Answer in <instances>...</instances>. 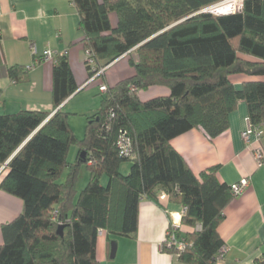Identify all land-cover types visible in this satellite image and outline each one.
<instances>
[{
  "label": "trees",
  "instance_id": "obj_1",
  "mask_svg": "<svg viewBox=\"0 0 264 264\" xmlns=\"http://www.w3.org/2000/svg\"><path fill=\"white\" fill-rule=\"evenodd\" d=\"M220 1L71 0L81 44L95 62L85 64L87 81L104 70L97 77L104 84L121 57L133 74L99 92V109L87 116L81 139L61 107L78 90L65 56L53 65L52 113L0 115V191L22 203L20 214L1 225L0 264H99V232L135 236L142 199L183 209L180 228L168 229L175 244L163 243V252L178 264L222 263L218 227L233 200L230 186L218 180L217 168L194 175L171 145L192 130L212 142L228 130L240 102L248 125L264 137V0H244L230 15L201 12ZM28 71L11 67L8 76L23 84ZM233 76L244 77L240 86ZM151 88L169 94L141 101L139 94ZM123 132L132 158L120 155ZM123 162H131L127 175ZM82 166L88 179L79 190Z\"/></svg>",
  "mask_w": 264,
  "mask_h": 264
},
{
  "label": "crops",
  "instance_id": "obj_2",
  "mask_svg": "<svg viewBox=\"0 0 264 264\" xmlns=\"http://www.w3.org/2000/svg\"><path fill=\"white\" fill-rule=\"evenodd\" d=\"M0 9V115L24 110L52 113V71L58 56L67 58L78 86V90L61 105L65 111L85 89L96 86L99 94L100 81H87L85 50L81 44L83 32L71 0H0ZM110 22L112 26L116 25L115 14L110 15ZM45 49L54 52V62H41ZM29 66L33 68L28 71L27 83H15L9 78V68ZM132 74L127 59L121 57L105 72L104 85L114 86ZM231 81L238 87L244 77L233 76ZM168 94L165 89L151 88L140 93L139 98L147 101ZM67 111L76 112L74 109ZM85 112L90 115L95 111ZM247 127L246 105L240 102L229 117L228 130L212 142L198 130L171 141L194 175L217 168L218 180L227 186L249 178V186L241 196L233 198L218 227L226 248L221 264H264V162L261 167L256 166L252 153L258 146L255 138H251L248 146L241 137ZM260 145L264 148V137ZM21 210L20 200L0 191V228L14 220ZM182 212L180 205L170 201L155 203L142 199L136 235L118 237L105 232L98 235L97 261L99 264H178L174 256L162 251V244L170 226L180 228ZM112 242L116 245L113 258Z\"/></svg>",
  "mask_w": 264,
  "mask_h": 264
},
{
  "label": "built area",
  "instance_id": "obj_3",
  "mask_svg": "<svg viewBox=\"0 0 264 264\" xmlns=\"http://www.w3.org/2000/svg\"><path fill=\"white\" fill-rule=\"evenodd\" d=\"M243 1L244 0H223L209 7L204 8L203 10H201V12L202 13L211 12L216 15H230V14L241 11ZM0 15H1V9H0ZM40 60L41 62H54V52H52L49 49H45L42 52ZM85 64L90 65L92 68L95 67V62L91 58V54L89 53V51H85ZM32 68L33 66H29L26 69L31 70ZM103 71L104 70H100L98 73H96L91 79L88 80V83H91L94 80H96L97 77L103 73ZM98 89L100 93H103L106 91V86L104 84H101ZM262 136H263V132L260 129H254L250 125H248L247 129L241 134V137L243 141L246 143V145L248 146L251 145L252 137H254L256 142L258 143V146L252 149L253 158L258 168L261 167L264 162V148L260 145ZM117 144H118V149L120 150L121 156L126 157V158H132L130 141L125 136L124 132L119 137ZM248 186H249V178L241 179L237 183L231 185L230 191H231L232 197L237 198L241 196ZM160 199L164 200L165 196L162 195ZM101 234L102 232H99V235ZM174 238L175 236L171 232H169L167 234V240L164 241V245H166L167 247L173 246L175 244ZM181 246L182 244L177 245V247H181ZM225 253H226V248L224 246L219 251L216 261L222 262L224 260Z\"/></svg>",
  "mask_w": 264,
  "mask_h": 264
},
{
  "label": "rangeland",
  "instance_id": "obj_4",
  "mask_svg": "<svg viewBox=\"0 0 264 264\" xmlns=\"http://www.w3.org/2000/svg\"><path fill=\"white\" fill-rule=\"evenodd\" d=\"M104 93V92H103ZM78 97L74 99L68 106L67 109H74L76 112H68L66 109V112L69 114V122H71V129L73 131V134L78 138L81 139L85 135V128L87 123V116L89 114H86V110L89 111V109H93L94 111L99 109L100 101H101V95H97V87H89L82 91L80 94L77 95ZM77 153L76 147H71L68 161L72 162L75 158ZM75 154V155H74ZM131 162H123L121 165V173L123 175H127L129 172ZM2 170V169H1ZM88 178V173L84 166L81 167L80 170V180H79V190L83 189L86 185V181ZM63 180V179H62ZM107 182L106 178L103 177L101 179V184L105 185Z\"/></svg>",
  "mask_w": 264,
  "mask_h": 264
},
{
  "label": "water",
  "instance_id": "obj_5",
  "mask_svg": "<svg viewBox=\"0 0 264 264\" xmlns=\"http://www.w3.org/2000/svg\"><path fill=\"white\" fill-rule=\"evenodd\" d=\"M46 121H47V120H45V122H46ZM45 122H43V124H44ZM43 124H42V125H43ZM42 125H41V126H42ZM41 126H40V127H41ZM40 127H39L38 129H40ZM38 129H37V130H38ZM82 155H83V154H82ZM56 233H57L58 235L61 236V235H62V228H61V227H58ZM115 250H116V245H115L114 242H112V243H111V258L114 257Z\"/></svg>",
  "mask_w": 264,
  "mask_h": 264
}]
</instances>
